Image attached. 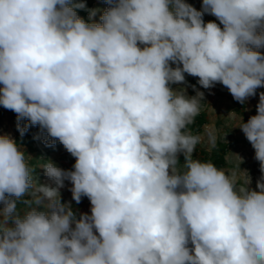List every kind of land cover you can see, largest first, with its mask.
<instances>
[{
    "label": "clouds",
    "instance_id": "9594fccd",
    "mask_svg": "<svg viewBox=\"0 0 264 264\" xmlns=\"http://www.w3.org/2000/svg\"><path fill=\"white\" fill-rule=\"evenodd\" d=\"M105 3L98 23L78 0H0V106L21 137L38 126L34 138L75 158L72 170L44 163L52 183L39 184L0 135V264H264V92L238 126L260 165L251 189L193 157L204 93L171 87L188 74L241 104L256 96L264 0ZM65 181L90 214L61 201Z\"/></svg>",
    "mask_w": 264,
    "mask_h": 264
},
{
    "label": "rangeland",
    "instance_id": "374dc122",
    "mask_svg": "<svg viewBox=\"0 0 264 264\" xmlns=\"http://www.w3.org/2000/svg\"><path fill=\"white\" fill-rule=\"evenodd\" d=\"M82 1L84 4L91 3L92 10H98L94 20L99 23L100 15L109 5L105 3V0ZM185 2L195 9L201 10L202 0H185ZM87 18H89V14ZM203 20L205 22L215 21L219 24L214 16L207 13L204 14ZM260 51L264 53V49H260ZM172 66L175 67V65ZM171 87L174 90L183 89L189 97L195 96L198 91L204 93L203 101L200 104V114L195 118V122L189 126L193 135L201 137V142L197 145L193 157L213 162L215 157L223 155L225 165L221 169L232 176L238 187L244 186L248 175L251 180L248 187L255 189L256 182L261 176L260 165L255 159V150L238 126L241 122L246 123L251 116L256 115L259 93L264 92V87L258 88L256 96L250 97L243 104L236 101L222 84L217 83L210 89H204L199 85L197 77L188 74H185V83L173 84ZM24 123L21 121V124ZM15 125L13 113L0 106V135L8 134L16 140L17 129ZM29 130L33 132L32 136L25 142H17L29 156V164L34 168L33 176L39 184L52 183L45 176L44 169L41 167L46 162L51 161L64 170H72L75 158L66 151L58 140L54 146H48L43 142L48 139L46 133L43 138L36 139L34 138L37 136L34 129L30 127ZM212 138L215 140L214 144ZM179 161L183 164L184 157L182 154L179 156ZM71 187V183L65 181V186L60 189L61 201L70 203L77 217L80 213L90 214L91 204L88 198L82 197L81 202L77 204L72 200ZM2 207L3 205L0 204V209Z\"/></svg>",
    "mask_w": 264,
    "mask_h": 264
},
{
    "label": "trees",
    "instance_id": "16d2710c",
    "mask_svg": "<svg viewBox=\"0 0 264 264\" xmlns=\"http://www.w3.org/2000/svg\"><path fill=\"white\" fill-rule=\"evenodd\" d=\"M78 2H83V1L82 0H78ZM90 10H92V5H91V3L90 4L88 3V4H85V7L83 9H77L76 11H77L78 16H80L81 18H83V19H85L87 21L88 20L87 15L89 14ZM0 86L2 87V85H0ZM12 113H13V117H14V122L16 124V114L14 112H12ZM23 122L27 123V121H23ZM31 129H34L36 135H38L40 133V130H39L38 126H32ZM32 134H33V132H31V130H28L27 133L23 137H21L20 133L17 131L16 141H18L19 143L25 142L29 137L32 136ZM54 150H56V148H54ZM54 150H52V151H54ZM204 161H206V159H204ZM213 163L218 168L223 167L225 165L224 156L220 155V156L215 157V159L213 160Z\"/></svg>",
    "mask_w": 264,
    "mask_h": 264
}]
</instances>
